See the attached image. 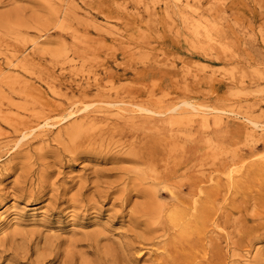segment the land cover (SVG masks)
Listing matches in <instances>:
<instances>
[{"label":"rangeland","instance_id":"374dc122","mask_svg":"<svg viewBox=\"0 0 264 264\" xmlns=\"http://www.w3.org/2000/svg\"><path fill=\"white\" fill-rule=\"evenodd\" d=\"M263 6L0 0V264H157L182 229L142 255L135 233L173 227L172 191L193 213L192 188L215 186L214 202L198 201L203 256L215 244L222 264H264ZM139 106L174 131L141 130ZM127 244L136 250L113 263Z\"/></svg>","mask_w":264,"mask_h":264},{"label":"bare ground","instance_id":"6f19581e","mask_svg":"<svg viewBox=\"0 0 264 264\" xmlns=\"http://www.w3.org/2000/svg\"><path fill=\"white\" fill-rule=\"evenodd\" d=\"M261 13H264V6L261 7ZM206 39L212 40V35L209 33V31L206 32ZM186 106L191 108V114L193 116H202V119L207 120L208 116L213 115L214 113H217V115L214 116L215 122H223L224 117L218 113L214 109H208L206 107H195L190 103H185ZM93 105L88 106L90 108ZM141 111V116L138 118H142V121H139V125L142 127L141 130H145L149 133L159 135L163 139L167 136V133L170 131H174L172 129L173 125H169L167 121L162 119L163 114L158 113L152 109L146 108V107H138ZM177 108L172 109V114H175L177 112ZM204 117V118H203ZM252 125L253 128H251ZM248 124H246V129L250 131H256L257 128H259V123L248 120ZM249 126V127H248ZM40 130V127H34L32 128V131L30 133H24L22 135V139H26L30 137L34 132ZM166 139V138H165ZM170 145V144H169ZM174 149V146H171ZM71 152H72V148ZM169 150V146L162 147L161 151L162 153L166 154ZM153 152L148 153L147 156H142L141 159L147 164L150 163V165H154L153 159H154ZM197 169V166L195 168V171ZM178 172H176L177 174ZM169 175V174H168ZM211 182H215V180L212 178ZM209 182V184H211ZM200 184L199 180H196L194 185ZM165 190H168V188H164ZM192 191L196 193L199 196V199L196 201V203L192 206V210H194L193 213H190L187 211L188 205H183L181 199L183 198V194L181 190H174L171 192L172 199L176 202L177 201V214L179 215L178 218H173L171 220V224H173V227L166 226L164 229V234L162 236H156L155 232L156 229L149 228L141 234V233H135L134 239L140 240V247H139V253L140 255L144 254L146 251H152L157 252L161 249H168V246H172L173 250L170 253H167L166 256H160L158 258L157 264H222L223 263V256L221 250H217L216 245L212 243L213 247V254L210 259L205 258L203 256L206 244L203 239H201L202 234L204 233L206 224H204V221H201V219L198 216V212L200 211V203L202 204L209 203L210 201H213L217 198L216 194V186L215 188L205 189L204 187H200L199 191L197 187L192 188ZM30 194V193H29ZM200 200V203L198 202ZM163 217L167 220L168 213L162 211ZM168 214V215H167ZM6 216L2 217V225L0 226V231L4 230L5 227H3L6 223ZM3 227V228H2ZM176 228H181L183 235H173L169 241L168 244L160 246L161 249H156L158 245H156V241H159V239H166L169 236H171L172 230H175ZM88 247L89 248H97L99 244V238L98 236H93L91 238H88ZM53 246V245H52ZM51 246V248H52ZM167 247V248H166ZM154 248V249H153ZM55 251V247L53 246L52 251ZM119 250V253L122 251L123 255L127 254L129 256L132 254L133 251L136 250V246L134 244H127L122 249L114 248L112 250V253L110 255L112 256V262H118V259H120L119 253L117 252ZM170 250V249H168ZM188 251L189 253H186ZM190 254V255H189ZM65 264H67L65 262Z\"/></svg>","mask_w":264,"mask_h":264}]
</instances>
